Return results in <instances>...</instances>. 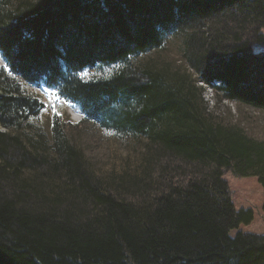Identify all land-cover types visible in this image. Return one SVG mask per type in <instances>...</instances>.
<instances>
[{"label": "trees", "instance_id": "16d2710c", "mask_svg": "<svg viewBox=\"0 0 264 264\" xmlns=\"http://www.w3.org/2000/svg\"><path fill=\"white\" fill-rule=\"evenodd\" d=\"M263 26L264 0H0V264H264V237L229 235L250 214L222 177L264 189V139L204 99L264 113V57L239 42ZM177 34L176 65L131 64ZM43 84L142 147L134 172L87 167Z\"/></svg>", "mask_w": 264, "mask_h": 264}, {"label": "rangeland", "instance_id": "374dc122", "mask_svg": "<svg viewBox=\"0 0 264 264\" xmlns=\"http://www.w3.org/2000/svg\"><path fill=\"white\" fill-rule=\"evenodd\" d=\"M232 24V23H230ZM203 27V26H202ZM204 28V27H203ZM257 30L264 35V26L259 29L251 28L244 30V38L239 42H250L252 44V53H258V57L262 59L264 57V40L254 43L256 40ZM179 34L173 39H169L166 45L158 51H150L147 53L139 54L138 57L131 59V64L136 65L138 58L142 56L152 57L151 62L154 64H173L176 65V59L178 58V48L175 45V41L178 39ZM257 41V40H256ZM252 42V43H251ZM238 43V45L240 44ZM241 45V44H240ZM216 52V51H215ZM213 55V59L219 61V58ZM221 60V59H220ZM116 65V66H115ZM96 64L93 67L85 68L75 73V75L82 80H92L105 78L111 75L113 68H117L118 64ZM264 64H258L257 68L264 70ZM82 73H87L82 77ZM27 91V89H26ZM41 91V90H40ZM30 92L36 95L39 102L44 105L47 103V107H50L52 111L57 108L61 110L60 122L67 127V133L70 135L71 141L77 146L83 149V152L88 160L87 167H93L98 175L104 174H117L123 169L134 172L138 166L139 153L142 147H138L133 144L130 137L121 136L118 133L111 132L107 128L98 127L93 125L92 122L86 118L78 106L71 104V115L67 106L63 107L58 101L59 96L55 95L54 90H49V94L44 92H36V88H31ZM204 99L207 102L208 109L215 107L218 111L225 113L226 118H231V122H238L241 126H244L247 132L264 139V113L253 109L252 107H246L237 102L219 100L216 101L213 92L206 88ZM50 102V106L49 103ZM44 110V108L42 107ZM80 110V111H79ZM210 110V109H209ZM45 114L46 111H43ZM81 113L82 117L79 115ZM48 114H51L47 111ZM46 113V114H47ZM79 120L78 123L72 120ZM39 127L42 124L38 125ZM64 127V129H66ZM1 130H4L1 128ZM129 168V169H128ZM152 173V172H151ZM228 186V192L235 208V211L248 212L250 214L249 222L243 223L229 230V235L234 236L237 233L253 235L256 237H264V189L259 183L258 177L255 176H237L229 170L223 171L222 176ZM158 186V185H157ZM157 186L153 190V186L150 185L145 188V195L150 198L153 195H157ZM165 190V188H164ZM139 197L136 199L138 200Z\"/></svg>", "mask_w": 264, "mask_h": 264}, {"label": "snow or ice", "instance_id": "6c2138e0", "mask_svg": "<svg viewBox=\"0 0 264 264\" xmlns=\"http://www.w3.org/2000/svg\"><path fill=\"white\" fill-rule=\"evenodd\" d=\"M81 75H82V77H83V76H86L87 73H82ZM53 110L55 111V109H53ZM56 115L59 116V115H61V114H60L59 112H56Z\"/></svg>", "mask_w": 264, "mask_h": 264}, {"label": "bare ground", "instance_id": "6f19581e", "mask_svg": "<svg viewBox=\"0 0 264 264\" xmlns=\"http://www.w3.org/2000/svg\"><path fill=\"white\" fill-rule=\"evenodd\" d=\"M0 62L1 63H3V60L0 58ZM4 64V63H3ZM207 89H210L211 90V88H207ZM212 91V90H211ZM71 104V103H70ZM80 111V110H79ZM79 113V115L82 117V115H81V113L80 112H78Z\"/></svg>", "mask_w": 264, "mask_h": 264}]
</instances>
